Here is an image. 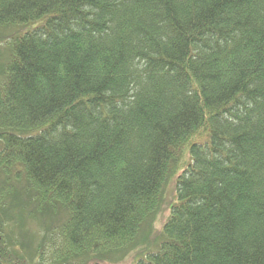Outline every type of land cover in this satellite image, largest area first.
Masks as SVG:
<instances>
[{
    "label": "trees",
    "instance_id": "trees-1",
    "mask_svg": "<svg viewBox=\"0 0 264 264\" xmlns=\"http://www.w3.org/2000/svg\"><path fill=\"white\" fill-rule=\"evenodd\" d=\"M37 21L0 66V171L27 187L0 264H26L9 210L63 209L71 261L132 242L174 175L135 264H264V0H0V27Z\"/></svg>",
    "mask_w": 264,
    "mask_h": 264
},
{
    "label": "rangeland",
    "instance_id": "rangeland-1",
    "mask_svg": "<svg viewBox=\"0 0 264 264\" xmlns=\"http://www.w3.org/2000/svg\"><path fill=\"white\" fill-rule=\"evenodd\" d=\"M38 23L39 21L16 23L0 27V66L8 55L11 39L29 31ZM34 133L30 130L24 134L32 135ZM175 180L176 175L170 179L166 186L164 198L151 220L144 222L134 240L125 246L112 250L87 252L85 254L87 258L82 256L75 258L76 260L73 258L71 261H60L55 253H51V245L58 241L59 228L66 219V212L59 208L56 212H47L32 217L29 210L32 211L34 207L31 206L33 205L31 202H28L31 205L26 203V210L23 209V212L17 211V207L9 210L8 222L5 223L7 225L4 226L6 228L4 229L12 238V245L9 246L15 253L11 252L14 255L17 254V257L25 259L26 264H93L95 262L99 264H135L139 259L145 258L148 253L159 250L163 241L162 228L170 215L171 205L175 201ZM26 188L24 182L9 179L0 171L1 216L2 208L5 210L10 206V192H16L18 189L24 191ZM19 243L28 247L22 248ZM30 249L35 253L32 259L29 258L32 254L27 251ZM40 257H42V260Z\"/></svg>",
    "mask_w": 264,
    "mask_h": 264
}]
</instances>
